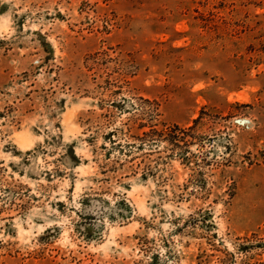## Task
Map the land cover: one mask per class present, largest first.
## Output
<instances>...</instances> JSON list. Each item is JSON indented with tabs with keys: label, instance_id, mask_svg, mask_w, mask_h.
<instances>
[{
	"label": "rangeland",
	"instance_id": "374dc122",
	"mask_svg": "<svg viewBox=\"0 0 264 264\" xmlns=\"http://www.w3.org/2000/svg\"><path fill=\"white\" fill-rule=\"evenodd\" d=\"M0 264H264V0H0Z\"/></svg>",
	"mask_w": 264,
	"mask_h": 264
}]
</instances>
